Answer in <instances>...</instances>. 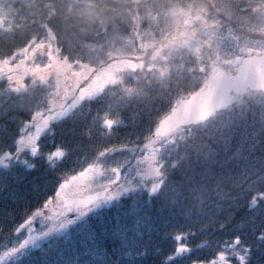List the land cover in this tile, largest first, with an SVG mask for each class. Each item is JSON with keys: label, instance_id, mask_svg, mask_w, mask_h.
<instances>
[{"label": "trees", "instance_id": "obj_1", "mask_svg": "<svg viewBox=\"0 0 264 264\" xmlns=\"http://www.w3.org/2000/svg\"><path fill=\"white\" fill-rule=\"evenodd\" d=\"M256 1L0 0V58L49 38L73 63L96 66L115 45L133 59L116 79L52 118L35 151L7 162L22 123L46 104L50 84L25 76L14 88L0 77V252L66 173L97 158L106 166L125 159L113 149L152 135L158 117L204 76L211 47L174 41L165 8L191 3L236 35H254L264 20ZM158 141L154 189L121 193L0 264H193L218 254L227 264H264V91L235 94L226 107Z\"/></svg>", "mask_w": 264, "mask_h": 264}, {"label": "rangeland", "instance_id": "obj_2", "mask_svg": "<svg viewBox=\"0 0 264 264\" xmlns=\"http://www.w3.org/2000/svg\"><path fill=\"white\" fill-rule=\"evenodd\" d=\"M255 3L261 6L264 16V0ZM204 12L200 6L190 3L169 6L162 14L174 25L169 30L174 41L187 42L191 48H196L201 42L211 47L210 63L217 61L221 65L232 67L245 49L258 51L264 48V20L254 35L246 33L238 36L227 25L208 18ZM156 16L157 14H151V17ZM180 16L185 21L182 32H178L175 27ZM138 36L140 37V32L137 33ZM135 48H143L140 38ZM132 64V56L120 51L119 45L112 48L108 59L96 66L73 63L59 54L49 38L31 39L11 54L0 58V77H5L12 87H21L25 76L46 80L50 84L46 104L35 109L31 117L22 123L14 147L6 155L5 161L24 159L27 151H35L37 136L52 118L63 113L81 97L94 94ZM158 139L159 136L150 135L135 146L114 148L118 154H127L125 159L116 163L106 166L97 158L76 171L66 173L58 182L54 193L16 227V240L0 252V260L14 258L49 233L61 231L85 212L109 203L121 193L141 185L149 191L154 189L159 179L155 161ZM58 153L59 150H55L47 155ZM105 184L108 187L101 196L83 205L61 203L68 195L83 194ZM240 255H236L238 259H241ZM225 261L226 257L218 254L209 260L193 264H227Z\"/></svg>", "mask_w": 264, "mask_h": 264}, {"label": "water", "instance_id": "obj_3", "mask_svg": "<svg viewBox=\"0 0 264 264\" xmlns=\"http://www.w3.org/2000/svg\"><path fill=\"white\" fill-rule=\"evenodd\" d=\"M248 88L264 91V49H245L230 69L212 62L198 84L158 117L151 134L164 135L179 125L202 121ZM107 187L105 184L83 194L68 195L62 203L83 205L101 196Z\"/></svg>", "mask_w": 264, "mask_h": 264}, {"label": "flooded vegetation", "instance_id": "obj_4", "mask_svg": "<svg viewBox=\"0 0 264 264\" xmlns=\"http://www.w3.org/2000/svg\"><path fill=\"white\" fill-rule=\"evenodd\" d=\"M194 15V14H193ZM199 15V14H198ZM191 16H192V11H191ZM180 20H178V22H176V25H175V27L178 29L177 31L179 32V31H183L181 28H182V26H185V21L184 20H182L181 19V16H180V18H179Z\"/></svg>", "mask_w": 264, "mask_h": 264}]
</instances>
